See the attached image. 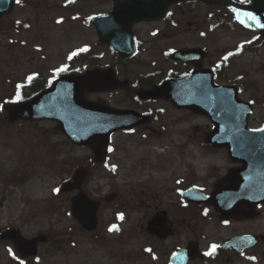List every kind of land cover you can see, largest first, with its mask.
<instances>
[{"label":"rangeland","instance_id":"rangeland-1","mask_svg":"<svg viewBox=\"0 0 264 264\" xmlns=\"http://www.w3.org/2000/svg\"><path fill=\"white\" fill-rule=\"evenodd\" d=\"M109 4L110 0H21L12 14L21 23L16 33L0 20V231L18 226L27 237L38 233L47 236L46 241L38 243L37 253L32 256L20 255L10 240L0 238V264H161L152 260L143 247L154 245V239L141 232L142 179L153 180L150 188L156 184L155 179H164L157 170L155 158L162 157L167 150L192 147L199 153V142H188L185 134L191 132L192 126L200 127L195 128L200 132L206 122L204 116L166 108L157 125L164 129L162 133L140 130L129 136L116 134L114 142L119 148L110 154L109 161L120 163L118 174L102 167L94 172L93 166L84 180V189L95 198L114 191L118 195L113 202L104 199L98 228L86 232L69 213L68 198L72 192H65L60 183L71 178L76 164L90 163L91 147L67 140L54 119L16 122L8 118L3 106L13 98L8 89L12 80H22L28 71L34 70L35 78L48 83L56 69L69 64L68 60L80 64L81 68L93 67L92 52L94 56L99 55L101 66H109L112 52L98 42L92 24L84 21L86 16ZM174 9L178 31L163 27L160 21L137 24L138 36L148 51L133 66L137 70L164 69L167 63L157 43L165 47L202 44L210 50L211 60L221 56L225 79L230 82L236 79L242 86L241 97L253 102L248 123H261L264 43L259 45L258 40L254 44L256 32L238 23L232 8L219 4L184 2ZM155 26L159 30L151 36L149 30ZM246 43L255 47L247 46L238 54L228 55L230 50L244 47ZM81 49L85 51L84 58ZM73 52H79V61L73 56L68 58ZM224 54L227 59L222 57ZM155 59L157 64H153ZM6 91L8 97L3 95ZM83 95L110 103L120 100L106 92L86 91ZM198 158L207 156L203 152ZM112 225L117 230L105 233Z\"/></svg>","mask_w":264,"mask_h":264},{"label":"flooded vegetation","instance_id":"flooded-vegetation-1","mask_svg":"<svg viewBox=\"0 0 264 264\" xmlns=\"http://www.w3.org/2000/svg\"><path fill=\"white\" fill-rule=\"evenodd\" d=\"M184 2L170 4L166 13L158 19L133 23L134 47L132 50H127L126 53L120 54L110 45L101 43L107 46L113 54L111 64L107 67L112 68L114 75L125 81V84L107 90H94V93L106 92L113 98H119L118 102L112 100L110 103L96 98L94 100L104 102L113 107L131 109L135 111L139 121L115 129L105 143H102L103 138L99 135L94 137V140L89 143L93 154L91 158L93 164L89 160V164L84 163L81 166L87 172L86 176L90 174L93 166L94 172L97 168L102 167L111 171L114 175L118 174L120 163L117 160L109 161L110 154L119 148L114 142L116 134L123 133L129 136L135 132H140V130L150 134L155 130L159 134L162 133L164 129L157 125L161 121L160 116L164 112L166 113V108H171L175 111L187 110L189 114L201 113L191 107L176 106L172 101L162 96H153L146 93V90L154 85H158L167 79H178L197 72L199 79L202 81L208 82L211 77L215 83H235L240 89L239 92H242V86L236 79L231 82L225 79L224 60L221 56L211 60L209 56L210 50L202 44L182 45L200 46L202 47L200 48L202 52L201 56L197 52L194 53L191 56L194 57L193 59L180 60L170 55L173 49L180 47L179 45H168L165 47L157 43L161 57L167 63L164 69L137 70L133 66L148 51L138 36L137 24L140 22L160 21L164 24L163 27L175 28L174 31H178L176 29L178 16L174 8ZM17 7L18 3L13 0L10 11L0 16V20H3V25H10L14 33L17 32L18 24L20 23L19 18L12 15ZM113 7H115L114 0H110L109 6L96 12H104ZM85 19L89 21V16H86ZM158 30L157 26L151 28L149 30L150 35L152 36ZM1 32L3 33L2 29ZM170 33L173 35V32ZM164 37L167 38L168 36ZM15 38L11 37V39ZM247 46L248 48H253L252 45ZM92 56L94 58V67L101 66L99 55L94 56L93 52ZM224 56L225 54L222 57ZM75 60L79 61L80 58L75 57ZM156 61L155 59L153 64H157ZM64 66H67L66 70L55 71L53 77L66 72H81L84 69L81 68L80 64L71 62L69 64L66 63ZM34 74L35 71L31 70L25 74L22 80H12L8 89L10 90L9 94H13V98L11 101L3 103L7 114L11 104L28 100L35 95L36 90L43 89L54 79L51 77V79L53 78L52 80L44 83L39 77L35 78L36 74ZM29 76L32 77L31 80L28 79ZM235 78L237 77L235 76ZM36 83H38L37 86ZM17 85H20L21 99L19 100H15ZM9 94L6 91L3 95L8 97ZM201 114L206 119V122L201 127L200 132L195 131V128L199 129L200 127L192 126L191 132L185 134L187 137L185 139L192 143L197 140L199 146H201L199 153L204 152L207 158L210 157L208 159H199V153L196 154L192 147H186L185 149L176 147L167 150L164 153L165 156L160 157L159 155L155 158L157 170L161 176L164 175V179H155L156 184L153 188H150L153 180L142 179V188L139 194L140 204L144 207L141 232L154 239V245L143 246L145 247V253L150 254L152 260L155 262L159 261L161 264H264V197H259L257 194L245 197L233 196L234 189L237 187L249 184L253 186V177L257 176V171L251 173L248 171L237 172L236 168L241 167L243 161L233 158L225 147L211 145L207 142L206 138L212 129V123L207 115ZM9 119L16 122L36 120L27 118ZM252 126L256 127L258 124ZM62 133L69 140L64 132ZM144 136L146 135L144 134ZM166 153L168 154L166 155ZM172 153L176 155H172ZM256 162L258 166V158ZM204 163L206 166L202 168L201 164ZM77 167L79 169V165ZM162 190L165 195H163ZM117 195L118 192L114 191L98 199L101 200L102 206L104 199L113 202ZM214 202L236 203V207L226 211L224 214H220L216 210ZM232 210L235 211L231 212ZM152 220L155 223L150 229L149 221ZM99 222L98 218V226ZM106 232L108 233L109 229H105ZM213 244L217 245L215 249L211 248ZM205 253L209 254L206 255Z\"/></svg>","mask_w":264,"mask_h":264},{"label":"water","instance_id":"water-1","mask_svg":"<svg viewBox=\"0 0 264 264\" xmlns=\"http://www.w3.org/2000/svg\"><path fill=\"white\" fill-rule=\"evenodd\" d=\"M184 0H114L115 7L91 17L100 42H106L121 54L133 48L132 24L138 20H153L162 17L171 3ZM212 3H229L239 9V21L259 32L264 28L243 16L250 12L264 23V0H202ZM13 0H0V16L12 8ZM201 56L198 47H180L172 51L171 56L180 59H193L194 53ZM125 81L118 80L110 68H91L83 73H67L54 79L51 86L34 95L31 99L10 105L11 118L33 117L53 118L60 121L61 129L77 143H89L99 135L102 143L108 139L110 132L116 128L138 122L137 114L130 109H119L105 103L89 100L84 97L83 89H110ZM153 96H163L179 106H188L207 113L213 121V128L206 140L212 145L224 146L235 159L243 161L236 168L237 172H254L253 186L242 185L234 189L233 196L245 197L258 195L264 197V121L261 127L249 128L246 124L251 111L248 101L237 97L236 87L216 85L199 79L197 72L180 79H169L146 91ZM262 129L261 131H252ZM258 158V166L256 159ZM84 168V167H83ZM242 170V171H241ZM87 175L81 167L71 178L62 181L64 190L77 188L69 198L70 212L86 230H94L97 225V213L100 199L90 197L82 188ZM258 184V185H257ZM189 191V190H187ZM258 192V193H257ZM221 214L236 207V203L214 202ZM232 210L231 212H234ZM155 222L149 221L150 229ZM2 237L13 240L17 249L25 255L35 254L37 241L46 240L44 234L31 238L24 237L18 228L6 229Z\"/></svg>","mask_w":264,"mask_h":264},{"label":"snow or ice","instance_id":"snow-or-ice-1","mask_svg":"<svg viewBox=\"0 0 264 264\" xmlns=\"http://www.w3.org/2000/svg\"><path fill=\"white\" fill-rule=\"evenodd\" d=\"M16 2H17V3H20L21 0H16ZM233 11L236 12V13H239V12H240L239 9H233ZM243 16H245V17H247L248 19H250V20H252L253 22H255L257 27L264 28V23H261V22H260V19H259L258 17H256L255 15H253L252 13H250V12H243ZM237 19H240V16H239V15H237ZM240 22L243 23L244 21L241 20ZM83 50H84V49H81V51H83ZM72 55L74 56V55H76V53L73 52ZM228 55L230 56V55H232V53H228ZM227 58H228L227 56L224 57V59H227ZM69 59H71V56L69 57ZM66 68H67V66H62L61 68L56 69V71H57V72L65 71ZM28 79L31 80L32 77L29 76ZM19 88H20V85H17V93H16V96H15V100H19V99H21L20 92H19ZM249 103H251V101H250ZM261 130H262V129H253L252 131H261ZM53 191H58V189H53ZM114 229H116V226H115V225H112V226L109 228V231H112V230H114ZM216 247H217V245H215V244L211 245V248H212V249H215ZM149 251H150V250H149ZM205 254L207 255V254H209V253H205Z\"/></svg>","mask_w":264,"mask_h":264},{"label":"trees","instance_id":"trees-1","mask_svg":"<svg viewBox=\"0 0 264 264\" xmlns=\"http://www.w3.org/2000/svg\"><path fill=\"white\" fill-rule=\"evenodd\" d=\"M83 54L85 55V51H82V57L84 56ZM83 58H84V57H83ZM90 58H91V57H90ZM93 60H94V59H93Z\"/></svg>","mask_w":264,"mask_h":264}]
</instances>
